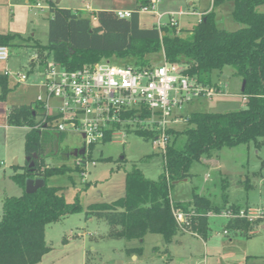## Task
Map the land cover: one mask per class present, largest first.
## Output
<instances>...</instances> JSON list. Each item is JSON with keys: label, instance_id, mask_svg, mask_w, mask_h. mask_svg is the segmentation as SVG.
Listing matches in <instances>:
<instances>
[{"label": "trees", "instance_id": "16d2710c", "mask_svg": "<svg viewBox=\"0 0 264 264\" xmlns=\"http://www.w3.org/2000/svg\"><path fill=\"white\" fill-rule=\"evenodd\" d=\"M135 1V11L128 19L118 18L112 10L85 15L82 11L59 8L49 1L46 44L19 34H0V46L9 51L11 48L29 49L35 60L28 66L38 70L44 69L49 60L67 70L104 61L141 69L152 67L156 61L153 58L159 55L168 63L181 67L183 74L206 86H216L212 82L213 73H221L226 67L245 81L244 90L240 92L246 97L244 109L229 113L187 114L183 128L169 131L171 141L161 156L162 172L156 180L146 178L133 166L126 174V190L121 198L110 203L91 204L85 212L87 216L105 221L109 238L142 242L147 234H157L167 246L182 233L173 213L192 211L195 216L190 231L205 239L208 214L240 210L239 206L228 204L226 180L222 206L214 205L194 191L187 202L173 201L170 190L173 183L189 177L190 167L202 157L211 158L222 149L250 143L258 147L260 139H264V13L256 10L264 5V0H229L232 2L231 19L242 25L231 32L218 27L214 7L223 0H213V8L187 31L188 37L180 36L182 30L168 24L160 28H142L138 10L151 7L152 3ZM9 91L7 77L0 76V101L6 99ZM40 108L36 101L13 106L7 117L10 126L27 128L24 154L31 159L22 167L12 166L14 171L10 180L23 192L17 197L4 198L2 203L0 264H38L51 251L45 241L46 227L81 211L77 202H66L62 187L49 185L53 177L73 171L81 173L82 169L65 165L52 167L45 163L46 129L36 128L38 117L43 115V112H37ZM52 119L48 118L49 121ZM53 132L58 141L66 136ZM134 133L148 141L154 136L147 131ZM109 139L107 136L103 142ZM30 163L32 168H29ZM36 177L44 179L45 185L33 194H26V179ZM244 183L248 184V179ZM253 223L243 219L228 220L226 230L247 234ZM127 251L128 254H139L141 248Z\"/></svg>", "mask_w": 264, "mask_h": 264}, {"label": "rangeland", "instance_id": "374dc122", "mask_svg": "<svg viewBox=\"0 0 264 264\" xmlns=\"http://www.w3.org/2000/svg\"><path fill=\"white\" fill-rule=\"evenodd\" d=\"M6 0H0V33L19 34L24 38H33L40 44L47 43L48 18L50 11L46 0H29V5L24 0H12L10 8L4 6ZM59 5L60 0H51ZM156 5L158 13L162 14L161 24H168L170 17L179 23L178 30L182 29L180 36L188 37L186 31L189 24L194 23L191 18L183 14L191 10L193 2L197 11L213 8V0H149ZM158 1V2H157ZM6 5V4H5ZM60 7L80 8L85 15L87 11L112 10L130 8L135 10V0H61ZM231 1H225L214 7L218 15V27L226 31H235L242 27L229 17ZM90 8V10H89ZM257 11L264 10V5L258 6ZM154 12V11H153ZM151 12L139 13L142 28L157 26V15ZM183 15V16H182ZM8 59V71L16 73L28 72V55L25 49H10ZM153 66L159 65L161 57L156 55ZM51 61V60H49ZM39 72H30L25 85L10 84L11 90L4 100L5 106L28 104L36 100L38 96L45 95L34 83H41L42 76ZM10 82H14L9 77ZM212 82L221 87L224 96L211 100L201 99L183 107V114L191 112L202 113H229L245 108V102L240 94L242 81L235 76L233 70L226 67L221 73H213ZM55 100H50L54 103ZM42 113L41 108L37 110ZM39 119V117H38ZM184 126H179V128ZM14 134L9 137V149L13 158L0 160V194L5 192L8 196H18V190L11 182L9 176L13 174V163L22 167L26 162L23 148L25 128L14 129ZM51 128L44 133L45 155L44 161L52 167L65 165L74 168L75 157L70 154L82 149V139L77 133H68L61 141H58ZM260 145L253 143L241 145L231 149H222L213 154L219 161L220 169L206 166L202 160L195 162L189 169V177L173 183L170 190V198L173 201L189 199L192 192L207 197L214 205H222L223 186L226 180L225 194L229 205L260 209L264 212V139H260ZM3 148V144H0ZM84 173L70 172L65 176L53 177L49 185L62 187V193L67 203L77 202L81 211L68 215L60 222L48 225L45 232L46 244L51 248L41 264H238L240 263L241 250L245 246V239L240 236L229 235L233 240L231 246H224V250L215 253L210 252L206 256V262L202 260V249L199 247L196 255L186 258L188 245L183 248L175 247L176 253L173 260L166 263L165 257L157 256V248L160 252L165 249V244L160 235L147 234L142 242L137 240L126 241L124 239H112L107 236L108 225L105 221L86 215L87 208L94 203H110L121 198L125 193L126 174L133 166L138 168L143 175L156 180L162 172L161 156L152 147L151 142L137 136L134 132L119 133L108 142L95 145L88 159ZM94 162V165H92ZM208 182L205 183L204 177ZM248 179V184L244 183ZM5 180V181H4ZM11 186H13L11 188ZM15 188V189H14ZM222 210L221 212H223ZM2 214V204H0ZM226 218L213 214L209 218L211 235L227 240L223 236L221 228ZM264 227V225H262ZM187 235V234H186ZM185 238L194 240L187 235ZM264 228L261 236L256 238L259 243L264 242ZM67 241V242H66ZM255 241V242H256ZM141 248L139 254H128L129 249ZM219 254V255H218ZM232 255V258H230ZM198 259V260H197ZM197 260V261H196Z\"/></svg>", "mask_w": 264, "mask_h": 264}, {"label": "built area", "instance_id": "2783aa9c", "mask_svg": "<svg viewBox=\"0 0 264 264\" xmlns=\"http://www.w3.org/2000/svg\"><path fill=\"white\" fill-rule=\"evenodd\" d=\"M134 11H116L115 14L128 19ZM151 11L157 15V28L166 25L161 24L163 16L155 12L153 4L138 10L139 13ZM168 25L176 26V21L170 17ZM8 59V48L0 46V61ZM36 70L42 76L41 87L45 93L44 97L40 95L36 99L43 112L36 128H52L66 135L77 133L82 139L83 154L75 156L74 165L82 169V174L90 162L87 159L91 146L103 143L107 136L110 141L119 133L152 132L154 136L149 141L162 156L171 141L169 131L175 129L174 125L187 121L186 116L180 114L185 105L224 96L217 84L199 83L163 56L159 65L141 69L104 61L67 70L48 61L42 70L31 67L23 73L6 70L4 75L14 78L17 84H24L29 73ZM52 99L54 103H50ZM242 99L245 102L246 97ZM211 215L213 213L207 216ZM219 215L228 220L243 219L253 223L263 218L264 213L260 209H240L237 213L224 210ZM173 216L180 232L194 234L190 231L194 212L175 211Z\"/></svg>", "mask_w": 264, "mask_h": 264}, {"label": "crops", "instance_id": "0c3cea01", "mask_svg": "<svg viewBox=\"0 0 264 264\" xmlns=\"http://www.w3.org/2000/svg\"><path fill=\"white\" fill-rule=\"evenodd\" d=\"M11 1L12 0H6L5 1V4L6 5L4 4V6H6V8H10L11 6H15L14 4H11ZM49 1H51V0H46V2H49ZM225 1H229V0H223V1L220 2V4L224 3ZM23 2H24V4L26 6L29 5V0H24ZM60 2H61V0L59 1V5L58 4H55L59 8L70 9L72 11H81L80 8H74V9H72L71 7H60L61 6L60 5ZM47 5H48V3H47ZM153 6H154L155 12L158 13L157 8H156V5H153ZM190 6H191L190 7L191 10H188L183 15L186 18H191L192 17V20L194 21V23L189 24L191 26H188L189 29H186V31L191 30V28H193L202 19V17L207 12L210 11L208 8L197 11L196 8H194L193 2L190 3ZM231 9H232V7L230 8V12H231ZM89 10H90V8H89ZM101 10H103V9H101ZM116 11H133V10H131L130 8H122V9H115L114 12H116ZM87 12H89V13L92 14L95 11L92 12L90 10V11H87ZM230 12H229V17H230ZM259 12H263L264 13V10H261ZM158 14L162 15L161 13H158ZM215 19H216V22L218 24V15H217L216 11H215ZM230 19H231V17H230ZM1 24L2 23H0V25ZM178 25H179V23L176 21L177 28H178ZM140 26H141V24H140ZM180 30H182V29H180ZM0 34H3V33H0ZM31 39L34 40L33 38H31ZM19 49H25L26 52H27V54H29L27 56L28 57V60H29L28 61V65H29V62L33 61L34 54L29 49H27L25 47H22V48H19ZM10 55L11 54L9 52V57H10ZM7 67H8V61H6V62L0 61V76H4V72L6 70H8ZM36 72H38V71L36 70L35 73ZM37 74L39 76V73H37ZM12 80L14 82H10L9 76L7 77V83H8V87H9L10 90H11V88H10V84L11 83L13 85L17 84L15 82L14 78H12ZM25 84L26 83H24L23 85H25ZM32 84H33V87H38L39 90L43 91V89L41 87V83H34L33 82ZM35 101L36 100H33L30 103H28V104H31V103H33ZM3 103H4V101H0V144L1 143L3 144V148L0 145V156L2 155V157L4 159L10 160V159L13 158L14 155H13L12 152H10V150H8L9 149V145H8L9 144V137L12 136V135H15L14 132H13V131H15L14 129L23 128V127H13V126H10L8 124V122H7V117H8V114L10 112L11 107H13V106H19V105H10V106L7 105V106H5ZM22 105H27V104H22ZM182 111H183V109H182ZM182 111L180 112L181 116H186L185 114H183ZM179 126H184V124H176V125H174L175 130H180L181 127L179 128ZM25 129H26L25 130V133H26L27 128H25ZM23 148H24V138H23ZM75 152L76 151H73L70 155L73 156V157H75L74 156L75 155ZM2 157H0V158H2ZM202 161H203V163L206 166H208L210 168H213L214 167L216 169H220V167H219L220 166L219 165V161H217V159H215L213 156L211 158H207V159L202 160ZM2 162H4V161L0 160V164ZM12 166H15V165H12ZM10 176H9V179L8 180L15 187H17L18 190L16 191V194L18 193V196H20L23 191H22V189H20L18 186H16L10 180ZM204 180H205V183L208 182L206 176L204 177ZM12 187L13 186H11V188ZM6 197H12V196H8L7 193H5V192H3V193L0 194V204L3 203V200ZM13 197H17V196H13ZM190 198H191V196H190ZM190 198L189 199L182 200L180 202H187V201L190 200ZM94 204H97V203H94ZM240 209H249V207H244V208L240 207ZM0 216H1V213H0ZM209 218H210V216L208 217V229H207V235H206V238L205 239H202V238L198 237L195 234L179 233L178 235H176L173 238L172 242L169 245L165 246V249L163 250V252H160L159 248H157V250H156L157 256H160V254H162V256L165 257L166 263H169L170 261L173 260V255L171 253H176L175 250H174L175 247H179V248H183L184 249V246L187 245V244H189L188 245L189 251H187V254H186L185 257L188 258L189 256L192 257L193 255L198 254L197 253V250H199V247H200L202 249V257H203L201 261L206 262V256L209 255L210 252L215 253L218 250H224V246H231L233 244V240L231 238H228L229 235L231 234V235H234L235 237L236 236H240L241 238H244L245 241H246L245 242V246L241 250L240 260H242V261H240V263H238V264H264V242L259 243V240L256 241V238L258 236H261V233H262L263 228H264L262 226V225H264V216H263V218L255 221L254 222L255 224L253 223L254 225L252 226V229L247 234H244V233H241V232H237V231L234 232V231L226 230V224H227V221H228V219H226L225 223L223 224V226L221 228L224 230L222 234H223V236H227V240L221 239L218 236V234L216 236H212L211 235L212 233H211V230H210ZM221 218H224V217H221ZM45 232H46V230H45ZM224 232H226V233H224ZM186 234L189 235L190 237H192L194 240H190L189 238H185L187 236ZM263 241H264V239H263ZM230 258H232V255H230ZM41 263H42V260L38 264H41Z\"/></svg>", "mask_w": 264, "mask_h": 264}, {"label": "water", "instance_id": "95a60500", "mask_svg": "<svg viewBox=\"0 0 264 264\" xmlns=\"http://www.w3.org/2000/svg\"><path fill=\"white\" fill-rule=\"evenodd\" d=\"M164 34V33H163ZM245 87V81H242L241 84V90L240 92H243ZM79 154H83V149L81 150H76L75 155L77 156ZM34 158H36V156L34 155ZM30 157L26 158V162L30 161ZM13 165H17L16 161L13 163ZM33 164L30 163L29 164V168H32ZM176 183V182H175ZM45 185V181L44 179H42L41 177H36V178H27L25 181V193L26 194H33L35 193L38 189L42 188ZM116 264H121L120 262H117Z\"/></svg>", "mask_w": 264, "mask_h": 264}]
</instances>
